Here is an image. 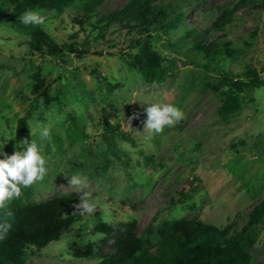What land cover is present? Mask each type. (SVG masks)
I'll return each instance as SVG.
<instances>
[{"label": "rangeland", "instance_id": "obj_1", "mask_svg": "<svg viewBox=\"0 0 264 264\" xmlns=\"http://www.w3.org/2000/svg\"><path fill=\"white\" fill-rule=\"evenodd\" d=\"M125 1L105 0L98 15ZM175 1L183 6L188 27H197L200 37L223 36L232 53L217 66L192 50L194 41L183 38L185 28L178 27L154 39L169 76L162 84H148L120 52L127 46L126 33L116 24L100 27L98 16L86 20L80 2L41 10L45 24L24 25L0 0V152L21 150L17 126L25 118L48 168L43 181L22 188L24 196L28 190L32 194L25 202L59 196L79 201L81 194L68 184L79 172L88 176L86 190L97 205L45 247L42 260L79 264L70 253L72 244L108 251L109 240L93 231L100 221L135 220L143 239L152 243L163 223L175 220L198 219L235 235L264 200V85L241 93L235 113L219 111L229 91L225 77L244 78L256 69L264 81V0ZM225 11L231 13L223 30H210ZM39 27L59 43L75 37L89 54L34 53L29 42ZM153 103L173 104L185 119L160 134L148 132L145 109ZM46 126L50 140L40 138ZM190 185L195 190L184 192ZM254 232L258 240L251 254L264 264V224Z\"/></svg>", "mask_w": 264, "mask_h": 264}, {"label": "trees", "instance_id": "obj_2", "mask_svg": "<svg viewBox=\"0 0 264 264\" xmlns=\"http://www.w3.org/2000/svg\"><path fill=\"white\" fill-rule=\"evenodd\" d=\"M105 0H2L12 15L19 17L27 10L41 11L51 8H64L80 2L86 20L98 16L100 27L118 25L127 35V46L120 50L127 65L135 70L145 83L162 84L169 76V67L165 65L166 57L154 44V39L161 34L176 31L184 27L183 38L192 39V50L205 59L216 63L231 56L230 44L223 36H208L194 25H186L183 6L175 0H126L119 7L106 9L98 15V10ZM246 0H241V4ZM239 3V4H240ZM231 11H225L223 17L212 23L210 30L222 31L225 22H229ZM187 26V27H186ZM73 41L59 43L42 27L32 31L29 47L34 53L43 56H59L65 50L76 53L79 57L90 51L80 49ZM210 68L209 66H205ZM244 78L225 77L229 87L226 99L220 108L221 114H233L241 108L239 95L252 92L264 85L256 69H249ZM41 86L35 88L39 94ZM42 95V94H40ZM46 96V92L43 93ZM118 129V127H117ZM121 132L125 140L127 134ZM17 141H30L28 124L25 118L18 122ZM190 185L183 189L192 192ZM28 190L25 196L13 199L8 207L0 210V222L11 224L6 238L0 239V264H66L58 257L42 260V251L51 242L60 239L62 233L80 221L85 215H72L74 205L79 201L68 196H59L39 203L27 204L31 196ZM186 197V195L184 196ZM13 215L6 217L5 212ZM264 224V200L258 203L249 214L246 224L240 232L228 235L226 228L205 224L198 219L175 220L163 223L158 232L156 243L145 241L137 221L121 222L108 225L97 223L93 231L103 234L110 243L108 251L95 247L94 244L71 245V254L79 264H257L251 250L258 240L255 227ZM42 260V261H36Z\"/></svg>", "mask_w": 264, "mask_h": 264}, {"label": "clouds", "instance_id": "obj_3", "mask_svg": "<svg viewBox=\"0 0 264 264\" xmlns=\"http://www.w3.org/2000/svg\"><path fill=\"white\" fill-rule=\"evenodd\" d=\"M19 20L24 25H43L46 17L38 11L29 9L19 17ZM145 111L147 119L144 128L155 134L162 133L165 127L173 128L185 119L184 111L170 103H153ZM129 126L131 127V121H129ZM29 131L32 136L33 132L30 129ZM40 138L50 140L51 130L49 127L46 126L42 129ZM20 149L11 155L0 152V155L4 157L0 158V210L6 209L10 201L19 198L22 195V188H28L43 181L48 174L47 160L35 140H22ZM70 177L69 186L81 194L79 202L74 205L75 211L72 212V215L94 213L97 205L92 198V193L86 190L89 188L88 176L77 172ZM12 215L11 211L5 212L6 217ZM11 227V224L6 221L0 222V239L6 238ZM109 243H113V241H109Z\"/></svg>", "mask_w": 264, "mask_h": 264}]
</instances>
